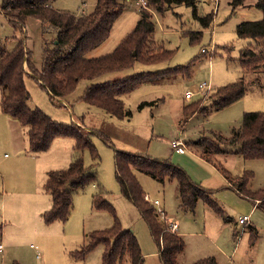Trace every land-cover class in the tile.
Instances as JSON below:
<instances>
[{
    "label": "rangeland",
    "instance_id": "rangeland-1",
    "mask_svg": "<svg viewBox=\"0 0 264 264\" xmlns=\"http://www.w3.org/2000/svg\"><path fill=\"white\" fill-rule=\"evenodd\" d=\"M231 1L197 0L198 15L214 13V20L206 29L195 18L192 7L176 5L164 14H155L154 38L159 45L174 52L170 60L152 65L137 63L131 69L107 73L95 80H81L65 100H52L35 79L26 78L31 108L43 110L56 122L79 123L88 130H100L109 137L112 146L98 137H93V141L101 157L97 169L98 184L105 188V198L115 208V215L107 210L93 209L92 196L98 192L96 184L75 194L74 207L67 222L45 223L42 213L52 203L45 188V169L68 168L72 155H77L73 146L75 141L70 137L57 138L49 150L31 153L26 128L10 116L3 115L0 105V116L4 118V121L0 120V241L5 247L0 253V264H101L104 252L101 244L82 258L74 257L73 252L88 244L89 233L111 227L116 219L123 228L135 233L145 255L144 264H161L159 246L148 226L133 204L120 194L115 150L170 160L182 167L195 182L212 191V198L225 211L228 221L203 201L194 211H185L180 206L176 180L162 184L146 174L137 173L146 194L152 200H159L161 205L156 209L161 208L166 213V219L161 221L167 228L171 223L178 226L177 232L186 245L185 252L179 257L181 263L191 264L213 256L218 264H264V212L256 207L254 200L230 189V183L222 172L224 168L233 176H239L252 171L254 178L249 188L256 191L264 188V160L244 159L237 153L228 152L209 162L195 145L198 140L211 138L214 133L230 137L233 129L240 126L245 112H264V92L253 94L250 85L246 99L219 111L189 117L184 112V107L190 103L185 100L187 90H193L203 82H211L217 88L245 76L239 59L241 49L250 40L240 39L237 27L245 21L262 19L263 12L255 6L235 7ZM96 2L55 0L52 7L80 15L92 10ZM253 2L255 0L250 1ZM141 8L139 1H129L115 22L110 37L88 57L113 52L135 28ZM42 31L39 20L32 18L27 21L25 34L39 69L43 57ZM201 31L200 41L192 44L189 33ZM14 36L20 38L23 35L16 32L0 12V37L8 40L9 49L16 44ZM203 50L207 52L202 53ZM178 66L190 67L192 76L186 73L169 76L160 83L145 84L122 96L126 109L131 111L125 119L111 116L81 100L91 84L114 82L140 73L163 72ZM254 78V74L248 78L251 84L255 82ZM259 80L260 84L264 83V75ZM258 87L256 85L255 89ZM210 93L212 91L204 95ZM199 98L196 96L192 101ZM177 139L185 140L186 148L181 154H177L172 144ZM82 155L90 166L92 158L89 151H83ZM245 215L250 220L243 225L239 220Z\"/></svg>",
    "mask_w": 264,
    "mask_h": 264
},
{
    "label": "trees",
    "instance_id": "trees-1",
    "mask_svg": "<svg viewBox=\"0 0 264 264\" xmlns=\"http://www.w3.org/2000/svg\"><path fill=\"white\" fill-rule=\"evenodd\" d=\"M55 0H2L0 11L22 37L14 36L15 46L9 49L8 40L0 37V91L1 111L17 120L26 128L29 151L34 154L49 150L57 138L74 139V151L77 154L66 169L49 171L45 188L51 196L52 205L42 214L47 224L67 222L74 207V196L89 186L98 184L97 169L101 157L93 137L101 138L109 146L111 141L100 130H88L73 122L59 123L43 110L29 106L30 94L26 87V78L32 77L45 89L52 100L67 99L77 88L81 80H95L107 74L133 68L137 63L158 64L168 61L174 52L159 45L154 38L155 14H164L176 5L192 7L194 16L203 28H209L214 13L198 15L197 0H144L146 8L140 9V17L135 28L118 44L115 50L100 57H88V54L101 46L111 35L112 28L123 14L129 1L140 0H97L92 10L80 15L69 11H57L52 7ZM232 0V5L255 6L263 12V18L242 22L237 27L240 39H249L247 46L241 49L240 63L245 76L235 82L217 87L212 93L202 95L196 101L184 107L187 117L198 113L206 115L226 108L243 99L249 86H261L264 75V0ZM42 23L43 57L42 66L37 68L33 59V50L28 45L25 34L29 19ZM203 32H190L191 43L200 41ZM192 69L178 66L157 73H140L114 82L89 85L81 100L95 106L107 114L125 119L131 115L122 96L132 93L148 83H160L169 76L186 73L191 77ZM247 74L255 75L251 84ZM259 81V82H258ZM142 107V105H141ZM195 145L201 149V155L209 162L222 153L234 152L244 159L264 160V112H245L241 124L234 128L230 137L214 133L211 138L200 139ZM238 147V148H237ZM234 149L232 151L226 149ZM88 150L92 164L88 166L82 155ZM116 180L120 194L130 201L148 226L151 236L159 246L161 264H185L179 261L186 245L182 236L168 230L161 221L156 206L145 199L146 192L137 173H143L159 183L176 180L180 206L185 211H194L200 201L206 203L219 215L226 217L225 211L214 201L213 192L195 182L179 165L167 159H153L147 155L133 154L115 150ZM228 187L239 195L255 201L257 208L264 212V188L251 190L252 171L233 176L222 168ZM107 192L98 184V192L92 197V207L107 210L115 215V208L105 198ZM88 244L80 251L73 252L76 258H82L98 245L104 246L101 264H144L145 256L134 232L125 229L116 219L106 229L97 230L88 235ZM14 264H18L15 262ZM191 264H218L213 256L200 259Z\"/></svg>",
    "mask_w": 264,
    "mask_h": 264
},
{
    "label": "built area",
    "instance_id": "built-area-1",
    "mask_svg": "<svg viewBox=\"0 0 264 264\" xmlns=\"http://www.w3.org/2000/svg\"><path fill=\"white\" fill-rule=\"evenodd\" d=\"M139 2L141 3L142 8L147 7V3L144 0H140ZM206 52H207L206 50L202 51V53H206ZM214 88L215 87L211 82H203V83L199 84L198 86H196L193 90H187L185 93V100L187 102H191L194 97L202 96V95L206 94L207 92L214 90ZM172 144L178 153L184 152V148H183L184 143L181 140L173 141ZM145 199L157 207L160 206L159 200H152L150 198V196H148V195H145ZM157 213L159 214V216L162 220L166 219V213L164 212L163 209H161V208L157 209ZM249 220H250L249 216H243L240 218L239 222L244 225L245 223H248ZM177 227H178L177 224L171 223L168 226V230L171 232H176ZM32 247L34 248V246H32ZM4 249H5V247H4L3 243L0 241V253H2L4 251ZM37 257L40 258V254H38Z\"/></svg>",
    "mask_w": 264,
    "mask_h": 264
},
{
    "label": "crops",
    "instance_id": "crops-1",
    "mask_svg": "<svg viewBox=\"0 0 264 264\" xmlns=\"http://www.w3.org/2000/svg\"><path fill=\"white\" fill-rule=\"evenodd\" d=\"M140 3V2H139ZM141 4V3H140ZM142 7V6H141ZM1 12V11H0ZM2 14V13H1ZM3 15V14H2ZM28 37V36H27ZM29 45V47H30V44H28ZM31 48V47H30ZM252 89L250 90V92H253V94H263V92H264V83L262 82V84H261V87H258L259 89H255L256 88V86L255 87H251ZM1 94V93H0ZM246 97H247V95L243 98V99H241V100H244V99H246ZM257 99V98H256ZM241 100H239V101H241ZM66 103V102H65ZM3 115H5V114H3ZM0 120L1 121H4V118H2L1 116H0ZM77 124H79V123H77ZM81 125V124H80ZM83 126V125H82ZM56 140V139H55ZM54 140V141H55ZM177 140H181L183 143L185 142V140L184 139H177ZM174 141H176V140H174ZM54 143V142H53ZM73 146H74V144H73ZM184 149L186 148V146H185V143H184V147H183ZM75 152V151H74ZM176 152V151H175ZM177 153V152H176ZM183 153V152H182ZM177 154H181V153H177ZM75 156V155H74ZM74 156L72 155V157H71V162L73 161V159H74ZM69 160V159H68ZM46 176H47V174H48V172H49V170H55V169H53L52 167H47L46 169ZM48 171V172H47ZM46 180V179H45ZM85 191V190H84ZM146 195H148V194H146ZM149 196V195H148ZM93 197V196H92ZM51 205H52V203H51ZM161 205V204H160ZM254 207H255V205H254ZM256 208V207H255ZM43 214V213H42ZM246 216V215H245ZM248 216V215H247ZM43 218V217H42ZM1 229V228H0ZM178 230V229H177ZM176 233L178 234V232L176 231ZM178 235H180V234H178ZM2 242V241H1ZM145 256V255H144ZM187 264H189V263H187Z\"/></svg>",
    "mask_w": 264,
    "mask_h": 264
}]
</instances>
